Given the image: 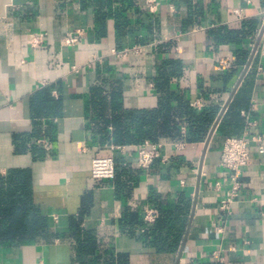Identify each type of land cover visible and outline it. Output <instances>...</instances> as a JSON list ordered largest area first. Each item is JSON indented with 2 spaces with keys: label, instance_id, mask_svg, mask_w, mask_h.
<instances>
[{
  "label": "crops",
  "instance_id": "0c3cea01",
  "mask_svg": "<svg viewBox=\"0 0 264 264\" xmlns=\"http://www.w3.org/2000/svg\"><path fill=\"white\" fill-rule=\"evenodd\" d=\"M263 16L264 0H161L154 12L144 0H0V175L31 172L34 203L54 235L0 246V264L76 263L71 218L80 214L101 252L126 254L128 264H264V154L257 144L233 214L219 210L230 187L220 166L224 140L264 137ZM246 24L251 32L243 39H228ZM78 31V43L66 46L64 38ZM125 49L123 57L113 54ZM223 57L234 69L218 67ZM167 60L182 65L171 91L198 113L218 108L216 119L204 141L189 142L182 123L184 140H160L167 162L157 160L119 192L114 182L91 177L92 161L119 157L135 173L142 145L101 144L92 97L116 89L126 110H154ZM47 95L57 110L39 116ZM180 192L192 200L182 243L175 254H158L129 233L124 218L145 216L155 198L170 204Z\"/></svg>",
  "mask_w": 264,
  "mask_h": 264
},
{
  "label": "trees",
  "instance_id": "16d2710c",
  "mask_svg": "<svg viewBox=\"0 0 264 264\" xmlns=\"http://www.w3.org/2000/svg\"><path fill=\"white\" fill-rule=\"evenodd\" d=\"M250 27L246 24L242 32H229L227 37L243 39L246 31L251 32ZM234 67L233 64L229 69ZM181 72V62L165 61L156 80L160 101L154 110H126L121 91L115 89L110 94L97 91L92 97L90 111L100 143L123 147L141 146L146 141L159 143L162 139L181 141L185 139L181 133V125L185 122L188 124V141H204L216 119L218 108L198 113L182 96L172 92L170 83ZM54 106V100L47 95L40 104L39 116L55 113L57 108ZM115 163L116 177L112 182L119 192H125L132 185L135 175L143 170L138 168L134 173L119 157L115 158ZM33 195L29 170H11L6 176L0 175V246L31 244L54 237L51 219L41 214ZM154 203L153 209L158 211V217L153 223L146 222L144 216L134 213L127 214L123 223L125 227L131 228V235L137 236L145 246L158 254H175L188 226L192 200L186 192H180L170 204L164 203L161 198H155ZM82 218L83 214L71 218V234L78 243V259L74 264H128L126 254H117L115 258L114 254L102 253L93 233L81 229Z\"/></svg>",
  "mask_w": 264,
  "mask_h": 264
},
{
  "label": "built area",
  "instance_id": "2783aa9c",
  "mask_svg": "<svg viewBox=\"0 0 264 264\" xmlns=\"http://www.w3.org/2000/svg\"><path fill=\"white\" fill-rule=\"evenodd\" d=\"M161 0H144L151 12L157 8ZM263 35L259 46V55L264 57V16L262 20ZM81 36L80 31L74 35H69L64 38L63 43L66 46L75 45L78 43ZM42 43V36L35 37L32 46L36 47ZM139 48V47H135ZM130 50L125 49L121 51L113 50V54L117 57L125 56ZM233 66V61L230 57H223L218 60V67L221 70L229 69ZM195 107L198 104H194ZM251 123L248 124V127ZM252 144L258 145L260 154H264V137L244 136L242 138H226L223 142L221 151L220 166L229 173V185L226 190L224 198L220 201L219 210L226 216L230 217L233 214L232 205L239 198L242 189V176L244 169L248 166L250 159V146ZM183 146V145H182ZM163 145L159 143L145 142L137 152L136 165L143 171L151 169L153 164L161 159L167 162L166 158L162 157ZM123 149L122 147H117ZM91 177L100 181H113L116 177V163L112 157H97L92 161ZM221 183H216V188L221 189ZM158 217V211L155 209L147 210L144 219L148 223H153Z\"/></svg>",
  "mask_w": 264,
  "mask_h": 264
},
{
  "label": "water",
  "instance_id": "95a60500",
  "mask_svg": "<svg viewBox=\"0 0 264 264\" xmlns=\"http://www.w3.org/2000/svg\"><path fill=\"white\" fill-rule=\"evenodd\" d=\"M220 119H221V118H219L218 122L220 121ZM214 132H215V128L212 130V132H211V134H210V136H209V139H211V137H212V135L214 134ZM209 141H210V140H209Z\"/></svg>",
  "mask_w": 264,
  "mask_h": 264
}]
</instances>
